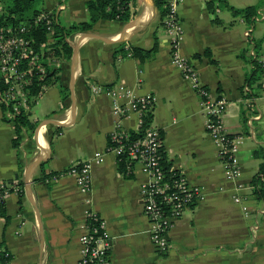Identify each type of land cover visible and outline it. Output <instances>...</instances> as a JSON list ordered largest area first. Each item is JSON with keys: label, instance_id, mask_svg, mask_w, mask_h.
<instances>
[{"label": "crops", "instance_id": "obj_1", "mask_svg": "<svg viewBox=\"0 0 264 264\" xmlns=\"http://www.w3.org/2000/svg\"><path fill=\"white\" fill-rule=\"evenodd\" d=\"M85 1L37 0L36 7L51 11L59 24V17L71 23L87 17ZM206 1H178V50L199 80L226 100L223 124L242 134L234 153L239 173L224 175L197 95L169 59L162 12L153 0H130L126 20L98 19L66 36L70 51L30 105L33 129L15 146L12 125L0 110V180L13 179L20 187V195L10 191L0 205V264H75L86 210L103 221L111 264H264V196H254L250 183L264 162V70L258 61L264 53V0H225L234 7L258 3L250 22L217 0L211 7ZM154 40L149 57L132 54L133 46L148 48ZM120 45L124 52L114 53ZM247 55L260 67L255 94H245ZM93 85L100 90L92 91ZM115 86L153 94L149 120L159 129L162 156L202 192L172 221L164 250L150 242L139 200L149 175L136 159H129L130 174L123 175L116 155L105 148L113 121L108 90ZM255 110L260 117L248 125L245 118ZM121 124L134 130L136 114L129 111ZM94 151L102 159L90 165L82 190L67 169ZM237 191L245 195V211L232 198Z\"/></svg>", "mask_w": 264, "mask_h": 264}, {"label": "built area", "instance_id": "obj_2", "mask_svg": "<svg viewBox=\"0 0 264 264\" xmlns=\"http://www.w3.org/2000/svg\"><path fill=\"white\" fill-rule=\"evenodd\" d=\"M178 1L165 0L163 4L161 21L169 37V59L197 95L198 104L204 115V130L217 156L222 160L225 177H235L239 173V165L234 153L242 140V134L226 129L221 119L226 104L225 98L221 94L214 95L199 80L195 67L178 50L182 36L176 11ZM54 22L55 18L51 11L40 9L30 20L0 26V78L8 79L6 88L0 90V100L19 96L21 101H24L22 88L27 83L28 74L34 71L37 77L42 79L46 69L55 70L58 67L62 55L50 54L45 57L44 64L41 61L42 57L35 50V42L29 31L30 27L42 24L50 34ZM244 33L249 36V26L244 29ZM41 45L43 43L39 42V46ZM124 47L128 50V45ZM23 61L25 65L21 64ZM258 61L264 70V53L260 54ZM44 85L42 84L41 88ZM98 90L100 86H92V91ZM108 93L113 114L112 128L108 131V135L112 143L105 148L114 152L116 158L124 156L139 160L141 169L149 175L147 181L141 184L138 195L148 221L150 242L157 250H164L168 246L167 230L172 221L202 196L201 189L198 185L189 183L179 170L163 168L159 163V129L152 121L145 122L143 117L144 111L152 107L153 94H136L125 86L112 87ZM260 98L264 101V92ZM13 108H17L16 104H13ZM129 111H133L137 116V126L134 130L143 127L142 133L133 138H128L130 130L122 127L121 124ZM259 117V111L255 110L246 116L245 122L250 125L251 120ZM101 159L102 152L94 151L90 157L70 164L67 171L74 175L80 189L84 190L88 186L90 165ZM261 177L264 181V175ZM238 187L242 188L240 185ZM18 189L19 186L15 181L0 180V202L10 191L16 192ZM232 198L240 203L244 211L246 210L245 195L242 192L237 191ZM95 218L100 228L99 233H96L95 226L91 223ZM81 227L83 231L79 235V252L75 264H111L108 256L109 241L98 213L86 210Z\"/></svg>", "mask_w": 264, "mask_h": 264}, {"label": "trees", "instance_id": "obj_3", "mask_svg": "<svg viewBox=\"0 0 264 264\" xmlns=\"http://www.w3.org/2000/svg\"><path fill=\"white\" fill-rule=\"evenodd\" d=\"M130 0H86L85 6L87 9V17L78 21H73L70 24L64 26L59 24L56 20L53 24V29L49 34L44 25L38 24L35 27H30V35L35 42V50L42 57V62L45 64V57L50 54L66 55L70 51V46L66 40V36L78 30L89 29L92 24L98 19H113L117 21H124L129 16ZM159 12L163 13V4L165 0H153ZM214 0H207V6L211 7ZM221 6H227L233 13H240L244 18L250 22L256 16V9L258 3L246 4L240 7H234L228 4L225 0H217ZM4 7L0 11V26L5 24L16 23L19 21L30 20L40 9L36 7L37 0H3ZM53 15V13H52ZM39 42L43 45L39 46ZM255 46V44H254ZM132 54L137 55L139 58L149 57L155 50V40L153 44L148 48L139 46H133L131 48ZM116 51L124 52L123 46H118L114 49ZM207 49L204 50L206 52ZM113 53V54H114ZM243 55V54H242ZM244 56V55H243ZM246 60L250 64L249 68L245 71L244 83L248 85L249 89L245 94H255L257 88L261 85L260 67L255 57L247 55ZM25 65L23 61L21 63ZM54 70L46 69L45 75L42 79H39L34 71L28 74L27 83L23 86L24 101H21L19 96L13 98H3L0 100V110L2 111V118L11 123L13 129V137L11 139L12 144L15 146L18 144L21 135L23 133L31 132L34 123L29 118V107L34 101L37 93L39 92L41 85L46 84L49 81V77L53 74ZM8 79L0 78V90L6 88ZM13 104H16L17 108H13ZM26 106V107H25ZM144 121L151 117V109H146L143 113ZM143 127H139L137 130H131L128 133V138H133L142 133ZM112 140L109 135H106V146L110 145ZM160 157L159 163L163 168H168V161L162 156L163 150L160 144ZM129 161L128 157L117 158V168L123 175H129V171L126 169V164ZM20 166V165H19ZM264 175V162H259L256 172L250 178L252 184L251 193L256 197L264 196V181L261 177ZM9 181H15L9 179ZM16 182V181H15ZM17 184L19 182H16ZM20 195V187L16 191ZM3 202V201H2ZM0 202V205L2 204ZM95 226L96 233L100 232V228L97 223V218L91 221Z\"/></svg>", "mask_w": 264, "mask_h": 264}, {"label": "rangeland", "instance_id": "obj_4", "mask_svg": "<svg viewBox=\"0 0 264 264\" xmlns=\"http://www.w3.org/2000/svg\"><path fill=\"white\" fill-rule=\"evenodd\" d=\"M3 7H4V2H3V0H0V9H3ZM86 17H84V19H85ZM59 21H60V23L61 24H63V25H68L69 23H70V21H68V20H64L63 18H61V17H59Z\"/></svg>", "mask_w": 264, "mask_h": 264}]
</instances>
